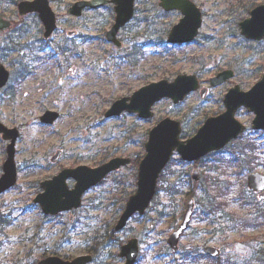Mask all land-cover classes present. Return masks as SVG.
Listing matches in <instances>:
<instances>
[{"label": "rangeland", "instance_id": "rangeland-1", "mask_svg": "<svg viewBox=\"0 0 264 264\" xmlns=\"http://www.w3.org/2000/svg\"><path fill=\"white\" fill-rule=\"evenodd\" d=\"M21 0H0V15L12 22L0 30V64L10 81L0 89V121L17 128L16 184L0 195V264H38L46 257L65 260L93 254L88 264H117L119 251L138 238L136 264H255L264 250V200L247 187V175L264 173V131L254 130V117L245 107L236 113L247 127L240 137L197 163L184 162L177 153L161 174L156 201L147 212L131 218L115 231L126 200L137 189L139 161L146 154L149 131L162 119L182 122L183 138H190L213 116L225 111L224 96L239 85L249 90L264 73V38L247 39L240 22L264 0H192L202 11L203 25L189 43L170 44L171 28L183 17L165 11L159 0H136L135 15L119 32V48L106 33L115 19L114 4L87 9L80 17L68 8L81 0H49L58 27L45 39L37 13L20 16ZM140 48L138 59L132 56ZM232 70L234 76L217 87L210 78ZM196 75L209 89L184 101H158L154 116L140 118L123 112L107 117L112 104L139 88L178 75ZM56 111L59 118L45 123L41 116ZM186 134L184 135V132ZM9 141L0 134V176ZM61 157H52L57 151ZM131 157L132 163L111 173L85 195L79 209L46 215L34 198L41 182L65 168L97 167L110 159ZM200 172L194 182L193 171ZM69 188L75 179L67 180ZM196 204L191 223L174 252L167 240L182 221L188 200ZM260 211V212H259ZM205 246L221 250L218 258ZM197 247L204 257L184 258Z\"/></svg>", "mask_w": 264, "mask_h": 264}, {"label": "water", "instance_id": "water-1", "mask_svg": "<svg viewBox=\"0 0 264 264\" xmlns=\"http://www.w3.org/2000/svg\"><path fill=\"white\" fill-rule=\"evenodd\" d=\"M109 2L115 4V23L107 32V38L120 45L117 34L121 27L127 24L134 15L135 0H82L74 3L68 10L70 15L81 16L85 8H98ZM160 6L165 11L180 10L183 17L169 32V43H187L193 41L199 33L203 23L202 11L192 0H160ZM21 16L38 13L45 27V37H49L56 29V15L49 0H24L18 4ZM11 22L0 16V30L10 27ZM241 33L248 39L261 40L264 38V4L258 5L250 11V16L240 22ZM234 76L232 70H225L210 79L212 86H218ZM10 77V72L4 65H0V88L4 87ZM200 88V80L196 75L181 74L172 82L161 80L146 85L133 93L131 97H124L113 103L106 112L107 117L120 115L124 111L137 113L140 118L149 119L154 116L153 106L163 98H171L174 104L183 101L188 94ZM208 89L202 88L201 96L205 97ZM226 110L214 117L208 118L195 135L182 139V124L172 118L159 121L149 132L145 144L146 154L139 163L137 175V189L125 205L115 230L125 228L130 218L139 213L143 215L150 206L157 190L158 179L174 152L185 161L194 162L212 151L225 147L245 131L246 126L236 118L237 110L245 106L254 112L252 121L254 129H264V74L248 91L241 90L239 85L229 89L224 98ZM59 118L56 111H46L41 120L53 123ZM0 133L3 139L9 140L7 157L3 163V173L0 176V195L15 185L18 171L15 163V146L19 137L17 128H9L0 121ZM57 151L52 161L61 157ZM130 157H115L97 167L80 165L75 168H65L52 179L41 183L43 192L39 193L34 202L39 203L45 214L55 215L63 211L79 208L85 192L100 183L108 174L130 164ZM75 179L73 188H69L67 180ZM194 182L199 181L200 173L195 169L192 173ZM248 187L260 193L264 199V174L260 171L251 172L247 179ZM194 200L187 202L181 223L168 238V244L173 251H178L179 242L188 228L194 212ZM1 214V212H0ZM139 240L131 238L121 246L119 256L124 262L117 264H134L139 256ZM204 252L217 258L221 250L213 246H205ZM92 255L78 256L73 260H65L59 256H50L39 261L38 264H87Z\"/></svg>", "mask_w": 264, "mask_h": 264}, {"label": "trees", "instance_id": "trees-1", "mask_svg": "<svg viewBox=\"0 0 264 264\" xmlns=\"http://www.w3.org/2000/svg\"><path fill=\"white\" fill-rule=\"evenodd\" d=\"M186 134V131L184 132V135ZM162 177V175H161ZM156 201V197L154 198L153 202ZM124 207V205L122 206V208ZM260 212V211H259ZM264 215V213L262 214L261 212L257 215L258 219H260L262 216ZM114 229H112L113 231ZM184 258L185 259H190V258H194L195 256L197 257H204V253L199 250L197 247H194L192 249H185L184 252ZM254 254H258V257L255 259L256 261H254L255 264H264V250L262 249V247H260L259 249L256 248V250H254ZM253 260V259H252ZM248 261V263L251 264V261Z\"/></svg>", "mask_w": 264, "mask_h": 264}, {"label": "flooded vegetation", "instance_id": "flooded-vegetation-1", "mask_svg": "<svg viewBox=\"0 0 264 264\" xmlns=\"http://www.w3.org/2000/svg\"><path fill=\"white\" fill-rule=\"evenodd\" d=\"M19 3V2H18ZM17 7H18V4H17ZM88 9V8H87ZM87 9H85V10H87ZM85 10H84V12H85ZM11 26H12V23H11ZM10 26V27H11ZM10 27H8V28H10ZM120 41V44H122V41L121 40H119ZM119 48H121V47H119ZM140 51V48H138V47H135V52H139ZM224 100V99H223ZM225 106V105H224ZM242 108V107H241ZM241 108H239V109H241ZM238 109V110H239ZM238 110H237V112H238ZM247 130V129H246ZM241 136V135H240ZM239 136V137H240ZM253 194H257V193H253ZM258 195V194H257ZM122 261V260H121Z\"/></svg>", "mask_w": 264, "mask_h": 264}]
</instances>
